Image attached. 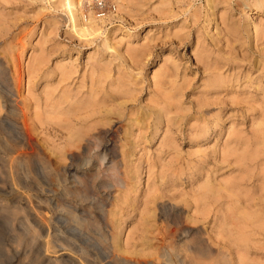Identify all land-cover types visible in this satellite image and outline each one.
Masks as SVG:
<instances>
[{
	"label": "rangeland",
	"instance_id": "rangeland-1",
	"mask_svg": "<svg viewBox=\"0 0 264 264\" xmlns=\"http://www.w3.org/2000/svg\"><path fill=\"white\" fill-rule=\"evenodd\" d=\"M108 2L105 30L80 35L64 0H0V264H186L199 248L198 264H264L251 199L264 172V0ZM17 96L50 165L8 166ZM90 103L98 171L61 149L52 112ZM243 154L256 159L234 164Z\"/></svg>",
	"mask_w": 264,
	"mask_h": 264
},
{
	"label": "bare ground",
	"instance_id": "bare-ground-1",
	"mask_svg": "<svg viewBox=\"0 0 264 264\" xmlns=\"http://www.w3.org/2000/svg\"><path fill=\"white\" fill-rule=\"evenodd\" d=\"M261 0H258V3H260ZM81 0H64V6L67 9L68 12V16H69V22L72 23V27L73 29L79 33L80 35H91V34H95V33H101L103 32L105 29H102V27L104 26V22L105 20H96L93 15L90 13L89 15V19L84 20L83 19V15H82V8H81ZM256 6L255 4H247V10H252L254 9ZM19 69V68H18ZM17 80L18 82L21 80V71L20 69L18 70V74H17ZM165 78H166V74L162 73V76H158V78L156 80H154L152 82V84L157 88H161L163 87V85L165 84ZM159 93V95H161V91H157ZM7 96H5V101H7L9 99V95L6 94ZM76 101V100H75ZM167 101V97L164 96V101L163 103L166 104ZM19 99L18 96L15 98H11L10 99V106H11V111L13 112L14 110H17V115L19 117V123H10L12 128L14 131V144H11L10 146V153L12 154L14 152V154L9 155L8 157V166L9 168H13L16 163L20 162L19 160H28L30 159V157H38L39 160L42 163L45 164H51V160L46 157H41L38 154V148H37V143L35 141V139L32 137V129H31V125L28 122V120L26 119V114L24 113V110L22 107H20L19 105ZM159 103H161V100H159ZM88 108V112L87 110L85 111L84 109V115H81L82 109L78 108L76 109H72L69 105L67 107H58L55 108L54 110H52V112H55L57 114H61L64 117V122L63 120H60L58 122H54V124H56L59 128V131H64V129H66V132H64L62 134V136L60 137V147L61 149H64L65 151H68V155L69 158L71 160H76L77 157L80 156H84L85 159L83 160L87 162V168L91 169V168H95L96 171H98V168H96V165L93 161H91V159H88L87 157H89V154L91 153V151H94V149L92 148V146L95 143V140L97 141L99 138H97V136L91 133L90 129L93 128V130L99 132L100 129L96 128V123L98 122L97 119L93 118V115L95 114V112L97 111L96 108H94V103H90L87 104L86 106ZM16 113V112H15ZM169 113L168 109H165V107L163 106L162 108L157 109V117H163L164 114ZM73 117V118H72ZM169 119H166V122ZM5 122V121H4ZM9 124V123H8ZM15 124V125H14ZM17 124V125H16ZM78 124V125H77ZM8 126V127H11ZM75 126V128L73 127ZM72 127V128H71ZM113 134L114 135H118L117 130L112 129ZM206 135V134H204ZM114 139V138H113ZM264 139V136H263ZM114 141L113 140L111 142V145H103L102 146V150L105 153L104 157H103V162L101 163L100 166H103L104 161H106V163H108L110 160V157H113L114 152L116 151L113 150L114 149ZM261 145V143H259ZM15 146V147H14ZM18 146V147H17ZM9 148V147H7ZM72 149H76L77 151L74 153L71 150ZM63 150V151H64ZM75 151V150H73ZM234 151H236V147H230L228 149V151L226 152V154L231 155ZM125 153L121 150V155H124ZM249 155V154H248ZM256 155V154H255ZM255 155H251L250 156H246V154L244 155H237L234 157L233 163L236 165H240V164H246V165H250L254 162V160L256 159ZM259 155V154H258ZM87 158V159H86ZM44 161V162H43ZM256 162V161H255ZM52 166V165H51ZM59 166V164L57 165ZM73 164H67L65 166L62 167L63 170L66 171V169L68 171H66V174H69V170L71 168H73ZM109 167V166H107ZM54 168H57L56 166H54ZM244 171V170H243ZM249 172L250 170L245 171V178H243V182L245 184L251 183L252 182V177L249 176ZM70 175V174H69ZM74 173H71V176H73ZM208 175H206L207 177ZM261 179V182L259 184L258 187L255 186V190L254 192H251V199H252V205L256 206L260 209V211H264V172L262 173L261 176L256 175L255 176V181H258ZM209 181H206V188H208L209 190H211V188L209 187ZM213 196H215L216 194H214V192H212ZM216 197H214L215 199ZM216 200V199H215ZM257 215V214H256ZM259 215V214H258ZM41 219V218H40ZM43 220V219H42ZM206 252L202 249H198L196 251H194L193 254L188 255L185 254L182 262H185L186 264H198L195 260L199 257H203V255ZM153 255V254H151ZM150 255V256H151ZM156 255L159 256L158 253H156ZM164 254H162V256H160L161 258L163 257L164 259ZM177 258L180 256H176ZM196 262V263H195ZM144 264H153L152 261H146L143 262Z\"/></svg>",
	"mask_w": 264,
	"mask_h": 264
},
{
	"label": "built area",
	"instance_id": "built-area-1",
	"mask_svg": "<svg viewBox=\"0 0 264 264\" xmlns=\"http://www.w3.org/2000/svg\"><path fill=\"white\" fill-rule=\"evenodd\" d=\"M88 3L92 8L90 13L96 20H107L110 9L114 8L113 4L110 5L108 0H89V2L86 0V4Z\"/></svg>",
	"mask_w": 264,
	"mask_h": 264
}]
</instances>
